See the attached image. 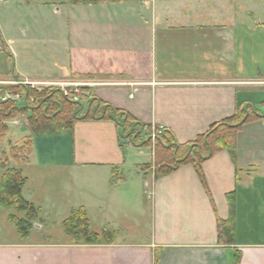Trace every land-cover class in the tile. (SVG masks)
I'll list each match as a JSON object with an SVG mask.
<instances>
[{
  "label": "crops",
  "instance_id": "1",
  "mask_svg": "<svg viewBox=\"0 0 264 264\" xmlns=\"http://www.w3.org/2000/svg\"><path fill=\"white\" fill-rule=\"evenodd\" d=\"M4 80L93 83L91 95L144 125L147 140L159 128L176 145L235 114L248 120L223 129L227 142L198 168L159 175L165 152H143L114 119L38 135L20 120L31 148L10 167L25 179L36 227L41 213H67L63 225L83 209L89 230L111 238L1 230L0 264H264V0H4ZM10 217L25 215L7 216L14 226Z\"/></svg>",
  "mask_w": 264,
  "mask_h": 264
},
{
  "label": "trees",
  "instance_id": "2",
  "mask_svg": "<svg viewBox=\"0 0 264 264\" xmlns=\"http://www.w3.org/2000/svg\"><path fill=\"white\" fill-rule=\"evenodd\" d=\"M72 91L71 89H68ZM87 89L81 90L80 95H71L60 88H44L41 90L30 89L25 85L6 86L0 89V140L2 141L7 130L5 122L26 114L28 123L34 135L44 132H60L68 130L76 118H110L114 119L124 130L123 138L131 144L142 147L154 146L156 151L162 150L164 161L156 163V174L168 173L184 163H194L198 168L200 163L213 152V143L228 140L227 133L223 130L238 129L248 118L246 115L235 114L232 118L214 125L207 133L199 136L194 142L185 145H176L166 131L155 129L154 139L152 133L144 131V125L133 121L129 115L113 109L106 103L100 102L91 94L85 95ZM5 93L21 94L23 105L16 101H2ZM87 96V97H86ZM216 143V144H217ZM31 148V138H27L20 146L10 147L8 155H4L3 166L9 160L15 163L25 162ZM167 153V154H166ZM25 179L19 171L6 170L0 178V205L4 208H13L17 212H25L24 219H9L15 223L18 233L26 236L28 229L36 217V209L22 197V188ZM64 232L71 237L73 243H98L109 240L111 234L102 231V234L89 230V221L83 209L73 211L63 222ZM221 229V228H220ZM221 232V230H220ZM222 233L228 235V225L222 228Z\"/></svg>",
  "mask_w": 264,
  "mask_h": 264
},
{
  "label": "rangeland",
  "instance_id": "3",
  "mask_svg": "<svg viewBox=\"0 0 264 264\" xmlns=\"http://www.w3.org/2000/svg\"><path fill=\"white\" fill-rule=\"evenodd\" d=\"M25 81H27V80H25ZM89 83L90 82H78V83L76 82L75 84H78V86L74 87V88L73 87L72 88H66V87L61 86V85L59 86V84L55 85L54 87H50V88H60L62 90H66V92H69L71 95L73 93H74L73 95H75V94L80 95L81 90L87 89V92L85 93V95L88 96L89 94H91L90 91L88 90V88L93 86V83H91V84H89ZM68 89H71L72 91H70ZM9 95H12V94H9ZM19 96L21 98L18 100L15 99V101L19 105H23L24 102H23L22 95L19 94ZM9 100H11V99H9ZM11 101H13V100H11ZM20 120H23L24 124L27 122V124H26L27 127L29 128L30 132L32 131L31 127H30L31 125H30V123H28L26 114H22V115L16 117L15 119H11V120H8L7 122H5V125L7 126V130H6L5 136H4V145H2L3 140L2 141L0 140V164L3 163L2 160L4 158V155H8V152H9L8 148L10 146L14 145L13 143L15 141H18L21 138H24L23 141H26L27 138H31V137H28V131L29 130H25V128L22 127V124H20ZM152 139H154V138H152ZM8 140H10V141H8ZM140 148L145 150L143 152L150 151L149 150L150 147H148V146H142ZM11 163H12V161L9 160L7 162V164L5 163L3 166H0V170L1 171H4V170L5 171L6 170L18 171L17 169H14L13 166H12L13 168L10 167ZM21 163H23V162H21ZM17 164H19V163H17ZM25 188H26V190L23 193H24V195H27L28 194L27 191L29 188H28V186H26ZM38 202H39V200H38ZM46 205L50 206L52 204L46 203ZM55 206H56V204H55ZM57 208L60 209L61 206L58 205ZM23 214L26 216L25 212H17L13 208H4L0 205V231L2 230L3 232H6V233L9 231H11L13 233H14V231H17V229L15 228V225L13 226V224H8V222L6 221V217L9 215H15L16 217L22 218ZM37 215H38V212L36 214V217H37ZM39 216L41 218H43V221H40V222L38 221V223L41 224V227L39 229L36 227V224L33 223L36 220V217H35V220L32 222L31 227L28 229V232H30V235L34 236L33 238H36V239H39V237H42V239H44V240L50 239L53 241H61L63 239L61 235H63L64 229H63V225H62L61 221H57V220L61 219L62 217L63 218L67 217L68 214L65 213L63 215L62 214L60 215L59 213L58 214H56V213L52 214L51 213L49 215H46V214L41 213V214H39ZM51 220H55L54 221L55 223H52ZM89 229H90V227H89ZM100 234H102V232H100ZM48 235L50 237H48Z\"/></svg>",
  "mask_w": 264,
  "mask_h": 264
},
{
  "label": "built area",
  "instance_id": "4",
  "mask_svg": "<svg viewBox=\"0 0 264 264\" xmlns=\"http://www.w3.org/2000/svg\"><path fill=\"white\" fill-rule=\"evenodd\" d=\"M4 0H0V4L3 3ZM59 86H64V87H77L78 84H68V83H46V82H31V81H18V80H11V81H0V85H26L28 86L30 89H37V90H41V89H44V88H49V87H54L55 85H58ZM63 87V88H64ZM76 92V91H75ZM21 97L18 96V95H9L8 93H5V96L2 98V101H6V100H13L15 101L20 99Z\"/></svg>",
  "mask_w": 264,
  "mask_h": 264
}]
</instances>
